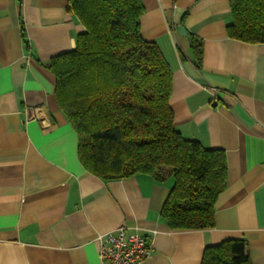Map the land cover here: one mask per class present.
I'll return each instance as SVG.
<instances>
[{
	"label": "crops",
	"instance_id": "obj_1",
	"mask_svg": "<svg viewBox=\"0 0 264 264\" xmlns=\"http://www.w3.org/2000/svg\"><path fill=\"white\" fill-rule=\"evenodd\" d=\"M69 3L0 0V264H105L98 236L121 226L153 243L142 264H201L228 238H244L252 264H264V43L229 36L230 0H143L142 35L173 72L176 128L228 164L215 225L175 229L161 213L172 177L107 180L79 159L47 67L84 30ZM179 25L202 42L201 63Z\"/></svg>",
	"mask_w": 264,
	"mask_h": 264
},
{
	"label": "trees",
	"instance_id": "obj_2",
	"mask_svg": "<svg viewBox=\"0 0 264 264\" xmlns=\"http://www.w3.org/2000/svg\"><path fill=\"white\" fill-rule=\"evenodd\" d=\"M230 37L264 43V0H230ZM84 30L76 47L51 58L59 105L79 137L83 166L103 179L148 173L174 178L161 213L175 229L215 225L227 188L223 150L186 138L171 106L173 72L159 45L142 35L143 0H70ZM199 63L203 45L193 36ZM201 264H252L247 241L207 246Z\"/></svg>",
	"mask_w": 264,
	"mask_h": 264
},
{
	"label": "built area",
	"instance_id": "obj_3",
	"mask_svg": "<svg viewBox=\"0 0 264 264\" xmlns=\"http://www.w3.org/2000/svg\"><path fill=\"white\" fill-rule=\"evenodd\" d=\"M99 258L105 264H142L154 251L148 236L125 226L99 234Z\"/></svg>",
	"mask_w": 264,
	"mask_h": 264
},
{
	"label": "water",
	"instance_id": "obj_4",
	"mask_svg": "<svg viewBox=\"0 0 264 264\" xmlns=\"http://www.w3.org/2000/svg\"><path fill=\"white\" fill-rule=\"evenodd\" d=\"M178 29L180 30V32H181L184 36H187L188 39H189L190 41H192L191 36L188 35V32H187V30L184 28V26L179 25V26H178Z\"/></svg>",
	"mask_w": 264,
	"mask_h": 264
},
{
	"label": "rangeland",
	"instance_id": "obj_5",
	"mask_svg": "<svg viewBox=\"0 0 264 264\" xmlns=\"http://www.w3.org/2000/svg\"><path fill=\"white\" fill-rule=\"evenodd\" d=\"M172 179V178H171ZM171 182L173 183L174 182V178L171 180Z\"/></svg>",
	"mask_w": 264,
	"mask_h": 264
}]
</instances>
